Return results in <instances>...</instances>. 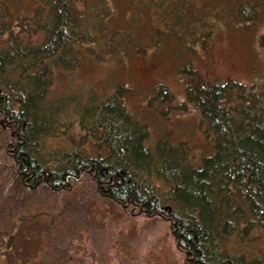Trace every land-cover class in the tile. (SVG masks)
Wrapping results in <instances>:
<instances>
[{
  "label": "trees",
  "instance_id": "1",
  "mask_svg": "<svg viewBox=\"0 0 264 264\" xmlns=\"http://www.w3.org/2000/svg\"><path fill=\"white\" fill-rule=\"evenodd\" d=\"M16 3L0 0V123L11 135L13 177L31 190L60 191L89 175L103 197L168 221L185 264H264L228 245L232 236L264 237V83H197L180 103L158 84L148 102L163 107L162 119L199 111L213 150L197 158L170 131L147 143L148 123L129 105L127 84L70 95L54 86L65 72L174 40L205 46L221 22L257 23L264 0H237L196 20L177 0H142L125 27L109 0H37L29 12ZM258 42L264 47V32Z\"/></svg>",
  "mask_w": 264,
  "mask_h": 264
},
{
  "label": "rangeland",
  "instance_id": "2",
  "mask_svg": "<svg viewBox=\"0 0 264 264\" xmlns=\"http://www.w3.org/2000/svg\"><path fill=\"white\" fill-rule=\"evenodd\" d=\"M236 1L177 0L187 7L186 20L202 19L198 16L214 7L223 10V6H234ZM36 2L17 0L16 6H24L29 12ZM109 2L114 10L113 20L125 27L129 19L138 16L136 9L142 0ZM202 5H206L204 11ZM262 32L264 12L248 28L223 27L221 22L205 46L197 44L191 49L173 39L175 42L151 47L146 52H132L121 63H93L65 72L63 80L54 86L70 95L91 88L103 94L116 83L127 84L131 89L129 105L148 123L147 143L170 131L173 140L190 142L197 158L213 150V139L207 135L204 123H200L199 111H182L162 119L163 107L149 105V98L160 83L169 86L177 103L184 101L187 89L197 83L227 78L248 86L264 83V47L258 42ZM190 67L196 73L186 70ZM189 106L195 109L194 105ZM10 139L9 130L0 123L1 263L185 264V255L177 247L168 221L145 216L103 197L89 175L67 190L57 191L48 185L36 190L26 188L13 177L14 160L5 148ZM228 245L233 251L264 256V237L246 241L232 236Z\"/></svg>",
  "mask_w": 264,
  "mask_h": 264
}]
</instances>
